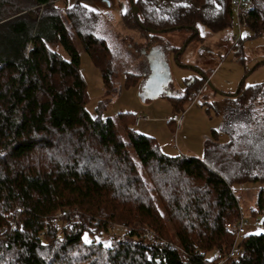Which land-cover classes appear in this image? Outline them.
Returning <instances> with one entry per match:
<instances>
[{"label":"trees","instance_id":"obj_1","mask_svg":"<svg viewBox=\"0 0 264 264\" xmlns=\"http://www.w3.org/2000/svg\"><path fill=\"white\" fill-rule=\"evenodd\" d=\"M57 1L0 0V264H216L236 237L227 223L243 216L234 185L264 183V81L222 93L227 142L214 129L201 157L167 154L135 116L86 108L76 42L115 90L111 49L97 35L103 13ZM122 20L148 49L165 31L194 39L198 26L234 24L232 0H127ZM246 27L264 33V0H253ZM234 43L242 57V36ZM202 72L170 94L177 111L209 84ZM250 215L263 229L245 233L227 264H264V186Z\"/></svg>","mask_w":264,"mask_h":264},{"label":"rangeland","instance_id":"obj_2","mask_svg":"<svg viewBox=\"0 0 264 264\" xmlns=\"http://www.w3.org/2000/svg\"><path fill=\"white\" fill-rule=\"evenodd\" d=\"M78 1L103 13L97 35L106 40L112 54L115 90L109 93L98 65L82 44L76 42L81 53L80 70L87 84L86 108L90 112L96 113L100 109L105 117H119L122 113L135 116V128L154 136L160 148L170 155L201 157L204 143L212 138L214 129L219 131L220 142L228 141L229 136L220 132V109L224 104L222 93H234L241 83L246 86L264 81V33L250 37L248 27L242 29V57L232 49L236 45L234 35L238 32L235 24L215 32L198 26L200 38L190 40L191 30L165 31L159 33L160 39L148 49L145 33L129 28L122 20L127 0H58L56 3L65 7ZM185 43L187 46L178 62L176 52L170 46L180 50ZM154 48L164 53L171 79L160 95L144 98L141 93L151 74L148 53ZM200 69L208 75L210 84L203 86L202 94L198 93L194 99L183 103L184 111H177L170 94L181 95L187 85L184 78L203 74ZM128 73L140 76L135 81H127ZM174 111L183 116L180 124L172 120ZM262 186L264 183L261 182H247L233 187L242 215L251 223L247 228L249 232L263 229L258 220L250 215ZM114 227V233L122 231L120 227Z\"/></svg>","mask_w":264,"mask_h":264},{"label":"built area","instance_id":"obj_3","mask_svg":"<svg viewBox=\"0 0 264 264\" xmlns=\"http://www.w3.org/2000/svg\"><path fill=\"white\" fill-rule=\"evenodd\" d=\"M252 6L253 0H232L234 24L238 29L237 34L234 35L235 41L242 36V29L246 26ZM173 118L177 121H181L183 116L174 114ZM250 224L251 223L249 222V220L244 216L240 217L236 221H231L227 224L228 229L234 231L236 237L228 254L225 257L221 258L216 264H227V260L229 258H234L241 254L242 248L240 246V240L241 237L248 232L247 228ZM258 224H261L260 220H258ZM146 235L148 238L152 237V234L150 232H146ZM165 244H167L169 248H173L172 242L166 241Z\"/></svg>","mask_w":264,"mask_h":264},{"label":"water","instance_id":"obj_4","mask_svg":"<svg viewBox=\"0 0 264 264\" xmlns=\"http://www.w3.org/2000/svg\"><path fill=\"white\" fill-rule=\"evenodd\" d=\"M130 2L131 4H133V0H130ZM137 10L138 8H136V11ZM146 29L150 32H155V30L151 27H146ZM191 38H189V40ZM186 46H187V43H185L184 46L176 54L175 56L176 60H177L178 54L182 53ZM148 57H149V65L151 68V74L149 75L147 81L145 82L144 88L142 90L143 92L141 93V95L144 98H147L149 96L154 98L160 95L164 91L165 86L168 84L169 80L171 79L170 71H169V66L165 60L164 53L161 52L160 50L155 49V48L152 49L148 53ZM201 75L203 76V74ZM204 76L210 84V81L208 80L209 77L207 75H204ZM240 87L241 86L239 85L237 90L233 93L234 95L238 93Z\"/></svg>","mask_w":264,"mask_h":264},{"label":"snow or ice","instance_id":"obj_5","mask_svg":"<svg viewBox=\"0 0 264 264\" xmlns=\"http://www.w3.org/2000/svg\"><path fill=\"white\" fill-rule=\"evenodd\" d=\"M86 242H88V241L86 240Z\"/></svg>","mask_w":264,"mask_h":264},{"label":"crops","instance_id":"obj_6","mask_svg":"<svg viewBox=\"0 0 264 264\" xmlns=\"http://www.w3.org/2000/svg\"><path fill=\"white\" fill-rule=\"evenodd\" d=\"M148 121V120H147Z\"/></svg>","mask_w":264,"mask_h":264}]
</instances>
